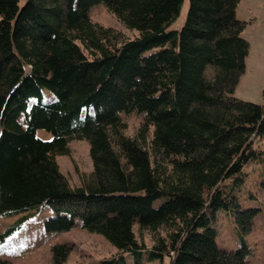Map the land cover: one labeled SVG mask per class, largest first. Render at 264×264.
<instances>
[{"label": "trees", "instance_id": "16d2710c", "mask_svg": "<svg viewBox=\"0 0 264 264\" xmlns=\"http://www.w3.org/2000/svg\"><path fill=\"white\" fill-rule=\"evenodd\" d=\"M239 1L188 0L177 30L184 0H0V216H17L0 243L46 212V233L78 226L113 247L97 264H247L264 108L233 96L249 50ZM99 3L136 35L93 22ZM76 140L92 168L71 186L56 158ZM219 212L234 249L217 245Z\"/></svg>", "mask_w": 264, "mask_h": 264}, {"label": "rangeland", "instance_id": "374dc122", "mask_svg": "<svg viewBox=\"0 0 264 264\" xmlns=\"http://www.w3.org/2000/svg\"><path fill=\"white\" fill-rule=\"evenodd\" d=\"M26 1L20 0L19 4L22 6ZM187 7L188 0H184L181 13L172 24V29H180ZM89 16L93 22L118 31L126 38L136 35L135 31L126 29L103 3L91 7ZM236 17L238 20L249 22L241 33L249 44V50L245 59V71L239 78L233 96L264 108V0H240ZM126 120L128 125L126 134L132 135L140 122V116L130 114L126 116ZM37 135L44 140L50 139V135L43 130L37 131ZM69 148L70 156H58L56 161L69 184L76 186L80 181L79 175L88 174L92 168L89 145L85 140H76L69 144ZM259 197L263 210L255 218L253 230L245 237L251 247L246 259L247 264H264V192H259ZM162 201L164 198L154 204L159 205ZM43 217H47L46 212H41L24 222L19 229L1 242L0 258L13 264H97L99 260L114 253L113 247L100 235L87 233L78 226L69 231L46 233L40 224ZM16 219L17 216H0V230L8 227ZM216 227L217 245L224 249H234L238 244V236L232 217L219 212ZM144 239L147 245L151 244L147 234ZM54 244H66L71 247L69 255L65 259L56 258L51 251Z\"/></svg>", "mask_w": 264, "mask_h": 264}]
</instances>
